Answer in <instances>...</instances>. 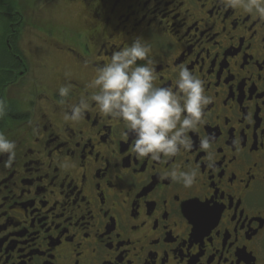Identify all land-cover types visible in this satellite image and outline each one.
Masks as SVG:
<instances>
[{
	"label": "flooded vegetation",
	"instance_id": "1",
	"mask_svg": "<svg viewBox=\"0 0 264 264\" xmlns=\"http://www.w3.org/2000/svg\"><path fill=\"white\" fill-rule=\"evenodd\" d=\"M57 2L72 24L35 30L52 35L42 39L63 60L60 78L29 82L14 56L21 68L8 87L28 100L0 127L17 144L10 168L0 157V264H264V20L219 0ZM19 33L5 42L19 49ZM138 38L156 87L178 91L187 68L213 98L188 132L191 149L164 163L137 159L123 122L94 102L78 121L57 103L66 80L71 104L89 96L97 68ZM197 166L190 189L165 178Z\"/></svg>",
	"mask_w": 264,
	"mask_h": 264
},
{
	"label": "clouds",
	"instance_id": "2",
	"mask_svg": "<svg viewBox=\"0 0 264 264\" xmlns=\"http://www.w3.org/2000/svg\"><path fill=\"white\" fill-rule=\"evenodd\" d=\"M224 8L242 9L264 20V0H219ZM151 48L147 41L138 38L127 48L112 54L110 61L96 70L89 88V96H81L77 104L69 102L73 85L67 81L59 87L57 101L70 111L66 119L83 118L92 102L99 112L113 120L123 122L129 135L134 137L132 151L137 159H150L164 163L180 152L192 147L188 132L205 122V108L213 102L206 94L205 82L187 68H180L176 88L156 87L158 76ZM7 115V104L0 98V119ZM201 150L208 154V167L212 162V141H200ZM17 144L0 131V157H7L4 166L10 168L15 160ZM185 189L192 188L198 178V166L188 171L172 170L165 174Z\"/></svg>",
	"mask_w": 264,
	"mask_h": 264
},
{
	"label": "rangeland",
	"instance_id": "3",
	"mask_svg": "<svg viewBox=\"0 0 264 264\" xmlns=\"http://www.w3.org/2000/svg\"><path fill=\"white\" fill-rule=\"evenodd\" d=\"M5 1L6 5L4 7L6 11L0 10V63L6 60L2 51L3 48H7L10 42H5L7 34L9 31L11 32L17 29V31H21L18 37L22 35L18 47L22 52L21 56L30 69L27 80L29 82L36 80L37 84L41 86L46 85L45 82L57 81L60 78L59 71L63 67V60L59 57L51 56L50 52L47 51L50 49L46 48L47 44L42 37L44 39L54 40L52 39V35L48 32L37 36L36 33L39 30H35V28L43 29L48 24L63 26L69 21L72 24L71 12L65 14L61 7H57L60 3L57 2L59 0L51 4H47V0ZM4 86L6 85L2 86L0 98H3L6 102H14L20 98L21 101L26 102L28 100L26 92L23 94L20 90L15 91L13 87L3 89Z\"/></svg>",
	"mask_w": 264,
	"mask_h": 264
},
{
	"label": "trees",
	"instance_id": "4",
	"mask_svg": "<svg viewBox=\"0 0 264 264\" xmlns=\"http://www.w3.org/2000/svg\"><path fill=\"white\" fill-rule=\"evenodd\" d=\"M12 4V3H11ZM6 5L5 0H0V10H5L4 7ZM8 31V30H7ZM11 41V40H10ZM11 46V49L9 51V47ZM2 53L4 54V57H6V60H4L2 63H0V92L3 89L8 88L9 85H14L18 81V77L16 75V72L21 68V65H18L17 61L15 60L14 56H19L23 59L21 56L22 52L20 48H16L13 46L12 41L8 44L7 48H3ZM23 67V66H22ZM7 104V115L0 119V127H5V124L7 122V118L14 115L15 111V103L14 102H6Z\"/></svg>",
	"mask_w": 264,
	"mask_h": 264
}]
</instances>
